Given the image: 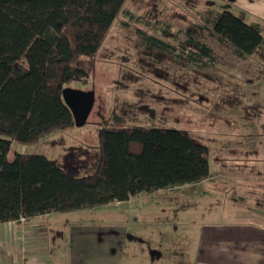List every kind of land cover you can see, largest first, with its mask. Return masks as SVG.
Masks as SVG:
<instances>
[{
  "label": "rangeland",
  "instance_id": "1",
  "mask_svg": "<svg viewBox=\"0 0 264 264\" xmlns=\"http://www.w3.org/2000/svg\"><path fill=\"white\" fill-rule=\"evenodd\" d=\"M245 10L246 17L234 0H126L95 57L83 59L88 81L69 86L95 93L86 124L34 144L13 142L9 158L43 154L82 176L102 127L161 126L186 129L208 145L211 174L194 185L34 218L45 256L59 264L71 257L77 264H216V232L218 264H229L219 244L226 237L230 245L237 220L260 222L264 210V53L238 57L205 25L221 11L252 24L254 12ZM142 33L169 47L146 45ZM258 251L262 264L264 244Z\"/></svg>",
  "mask_w": 264,
  "mask_h": 264
},
{
  "label": "trees",
  "instance_id": "2",
  "mask_svg": "<svg viewBox=\"0 0 264 264\" xmlns=\"http://www.w3.org/2000/svg\"><path fill=\"white\" fill-rule=\"evenodd\" d=\"M125 2L0 0V223L123 202L210 177V147L186 129L161 126L102 127L95 161L82 176L43 154L8 158L13 142L34 144L75 125L63 90L88 81L83 59L95 57ZM205 26L238 57L264 53L261 23L221 11ZM141 37L156 49L165 44Z\"/></svg>",
  "mask_w": 264,
  "mask_h": 264
},
{
  "label": "crops",
  "instance_id": "3",
  "mask_svg": "<svg viewBox=\"0 0 264 264\" xmlns=\"http://www.w3.org/2000/svg\"><path fill=\"white\" fill-rule=\"evenodd\" d=\"M234 2L236 6L244 11V17L248 14L245 9H251L254 12L252 14L254 18L253 23L262 22L264 26V0L259 6L253 5L252 7L249 4L251 2L248 0H234ZM9 155L10 152L8 158ZM50 214L22 219L19 222L0 223V264H59L58 262L56 263L55 257L49 258V256H45L48 253V249L41 243V240L45 237L43 234L41 235V230H39L42 227L39 226L40 224L32 223L34 218L49 216ZM259 221L256 223L252 215L248 216L242 223L237 220V223L232 224L233 227L229 229L231 232L230 245L228 246L226 237H224L225 239L223 238V240H226L225 242L219 240V243H225L219 244V246L225 250L224 253H228L230 257L229 264H259L255 259L261 253L258 251V248L264 244V210ZM225 231H220L221 236ZM215 235L214 239L216 241L212 249L215 251L214 256L216 264H218V233L215 232ZM17 246L23 249L19 257H16V251L20 249L16 248ZM54 258L55 260H53ZM262 260L260 263L264 264V258ZM60 264L77 263L71 257L69 261L65 260L64 263Z\"/></svg>",
  "mask_w": 264,
  "mask_h": 264
},
{
  "label": "water",
  "instance_id": "4",
  "mask_svg": "<svg viewBox=\"0 0 264 264\" xmlns=\"http://www.w3.org/2000/svg\"><path fill=\"white\" fill-rule=\"evenodd\" d=\"M63 98L72 111L76 126H84L94 107V91H81L67 87L63 90Z\"/></svg>",
  "mask_w": 264,
  "mask_h": 264
}]
</instances>
